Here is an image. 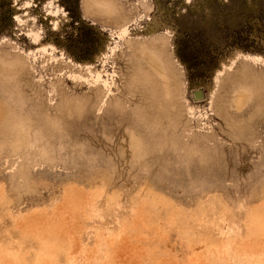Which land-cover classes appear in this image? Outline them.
<instances>
[{
  "label": "rangeland",
  "instance_id": "obj_1",
  "mask_svg": "<svg viewBox=\"0 0 264 264\" xmlns=\"http://www.w3.org/2000/svg\"><path fill=\"white\" fill-rule=\"evenodd\" d=\"M0 264H264V0H0Z\"/></svg>",
  "mask_w": 264,
  "mask_h": 264
},
{
  "label": "bare ground",
  "instance_id": "obj_2",
  "mask_svg": "<svg viewBox=\"0 0 264 264\" xmlns=\"http://www.w3.org/2000/svg\"><path fill=\"white\" fill-rule=\"evenodd\" d=\"M262 252V251H261ZM260 256V255H259ZM263 256V255H262Z\"/></svg>",
  "mask_w": 264,
  "mask_h": 264
}]
</instances>
